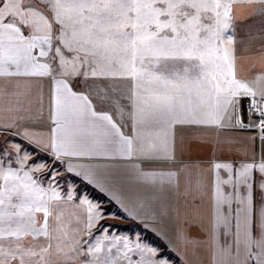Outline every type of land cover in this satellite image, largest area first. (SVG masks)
<instances>
[{
	"label": "snow or ice",
	"instance_id": "snow-or-ice-1",
	"mask_svg": "<svg viewBox=\"0 0 264 264\" xmlns=\"http://www.w3.org/2000/svg\"><path fill=\"white\" fill-rule=\"evenodd\" d=\"M257 39L264 0H0V264H177L150 235L169 214L179 264L202 246L208 264H264ZM187 128L217 130L194 135L210 179L172 163ZM226 128L259 129V159L219 158L248 153Z\"/></svg>",
	"mask_w": 264,
	"mask_h": 264
},
{
	"label": "crops",
	"instance_id": "crops-1",
	"mask_svg": "<svg viewBox=\"0 0 264 264\" xmlns=\"http://www.w3.org/2000/svg\"><path fill=\"white\" fill-rule=\"evenodd\" d=\"M256 19H258V18H256ZM261 42H264V41H261L259 39H257L255 41V43H261ZM44 92H45L44 104H45V108H46L47 107V82H45V85H44ZM245 121H247L246 115H245ZM181 131H183L189 137H193V139L191 140V148H190V150L185 151L184 158L182 160H177V161L172 162V163H174V164L191 163L193 165H196L198 163L200 165L201 171L204 173V175L208 176V178L210 179V176L206 170H207L208 164L211 162V159H212L211 144L208 142H203V141L194 139V135H195L196 131H200V132H203L209 136H215L217 130L215 128H211V129L201 128L199 130L187 128V129H182ZM0 132L1 133H8V132H4V131H0ZM259 132H260V130L256 129V128H252V129H228V128H226V129L221 130L222 135L232 136L235 138V143L233 144L234 148H243L244 146H247L248 153L245 154L243 151L233 152L231 154H229L227 152H220V153H218V157L219 158H225L229 155H233L236 157V160L234 161V163H235V162H238L239 160H242L245 158L252 159L253 154H255V158L258 160L259 156H260V151H261V142L259 139ZM253 133L256 134V138H255L254 143L250 139V137L252 136ZM16 137L21 143H23L21 137H19V136H16ZM172 163L167 162V161L156 162L157 167H170V166H172ZM221 171H223V170H221ZM137 187L138 186H136L134 184H129L127 186V190L135 191L137 189ZM203 199H204V204L206 205L207 204V195H205ZM126 221H128V220H126ZM116 222H118V221H116ZM128 222L133 223L132 221H128ZM179 223H180L179 218L169 214L168 216L163 218V223L161 225L162 230H163L162 234L159 236L152 234V235H154V237H156V239H158L160 241V243H162V245L164 246V249H166V252L170 253L171 257H173L177 261V264H179L180 256H179V254L172 252L168 248L166 237H171L174 235L175 230H176L177 226L179 225ZM195 259L199 262V264H208V260H209L208 250L202 246L198 255L195 257Z\"/></svg>",
	"mask_w": 264,
	"mask_h": 264
},
{
	"label": "rangeland",
	"instance_id": "rangeland-1",
	"mask_svg": "<svg viewBox=\"0 0 264 264\" xmlns=\"http://www.w3.org/2000/svg\"><path fill=\"white\" fill-rule=\"evenodd\" d=\"M8 135H9V133H1V132H0V144H3V142H4V138H5L6 136H8ZM14 140L17 141V142H20V141L17 139V137H14ZM116 221H118V222H116ZM119 221H120V222H119ZM110 222L113 223V224H119V225H122V226H124L125 228H126L127 226H129L130 224H132V223H129L128 221L123 220V219L111 220Z\"/></svg>",
	"mask_w": 264,
	"mask_h": 264
},
{
	"label": "trees",
	"instance_id": "trees-1",
	"mask_svg": "<svg viewBox=\"0 0 264 264\" xmlns=\"http://www.w3.org/2000/svg\"><path fill=\"white\" fill-rule=\"evenodd\" d=\"M151 235V238L153 239V241L156 243V244H158L160 247H161V249L163 250V251H165L166 252V249H164V246L162 245V243H160V241L158 240V239H156V237H154V235H152V234H150ZM168 253V252H167ZM170 256H171V254L170 253H168Z\"/></svg>",
	"mask_w": 264,
	"mask_h": 264
}]
</instances>
